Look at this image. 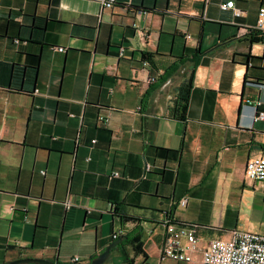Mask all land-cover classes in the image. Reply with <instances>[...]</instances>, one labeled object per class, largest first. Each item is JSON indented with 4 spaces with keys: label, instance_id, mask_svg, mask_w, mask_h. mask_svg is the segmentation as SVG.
I'll list each match as a JSON object with an SVG mask.
<instances>
[{
    "label": "crops",
    "instance_id": "obj_1",
    "mask_svg": "<svg viewBox=\"0 0 264 264\" xmlns=\"http://www.w3.org/2000/svg\"><path fill=\"white\" fill-rule=\"evenodd\" d=\"M225 1L0 0V264H87L115 232L141 250L100 264H203L160 256L166 215L264 233V0Z\"/></svg>",
    "mask_w": 264,
    "mask_h": 264
},
{
    "label": "built area",
    "instance_id": "obj_2",
    "mask_svg": "<svg viewBox=\"0 0 264 264\" xmlns=\"http://www.w3.org/2000/svg\"><path fill=\"white\" fill-rule=\"evenodd\" d=\"M97 1L103 8H111L116 2V0ZM220 7L234 8L236 13L240 12L234 7L233 0L222 2ZM254 28L264 38V6L259 8ZM59 50H63V47H59ZM247 101L251 103V100ZM258 103L260 104V101ZM257 117L263 118L264 111H260ZM245 173L250 180L261 184L264 195V155L248 158ZM118 174V171H114V175ZM66 203L67 206L70 205L69 202ZM185 203L186 198L180 200L181 205ZM162 225L164 233L160 248L162 258L185 262L199 261L203 264H264V233L239 229L235 230L229 238L216 237L210 239L207 244H203L193 226L179 223L171 215H166ZM118 235L119 233L115 232L112 237L116 238ZM71 260L78 261L79 256H74Z\"/></svg>",
    "mask_w": 264,
    "mask_h": 264
},
{
    "label": "water",
    "instance_id": "obj_3",
    "mask_svg": "<svg viewBox=\"0 0 264 264\" xmlns=\"http://www.w3.org/2000/svg\"><path fill=\"white\" fill-rule=\"evenodd\" d=\"M121 240H122V237H116L115 239H113L111 242H109L106 245V247L104 248V250L102 252H100L96 257L91 259L87 264H100V263H102L107 258V256L109 255L111 248L114 247L116 244L120 243ZM25 261L54 264L53 261H51L50 259H46L43 257L16 258V259H12V260L7 261L4 264H18V263L25 262Z\"/></svg>",
    "mask_w": 264,
    "mask_h": 264
},
{
    "label": "trees",
    "instance_id": "obj_4",
    "mask_svg": "<svg viewBox=\"0 0 264 264\" xmlns=\"http://www.w3.org/2000/svg\"><path fill=\"white\" fill-rule=\"evenodd\" d=\"M186 108V105L182 107V111L184 112V109ZM182 116V114L180 115ZM115 207V211H116ZM117 237H122V241L120 242L121 245H127L131 244L133 249L135 251H140V233L137 234H131V233H124V234H119ZM113 238V237H112Z\"/></svg>",
    "mask_w": 264,
    "mask_h": 264
}]
</instances>
